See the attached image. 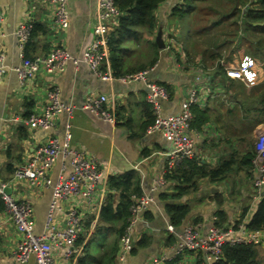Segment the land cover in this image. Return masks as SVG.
Here are the masks:
<instances>
[{
    "label": "crops",
    "instance_id": "1",
    "mask_svg": "<svg viewBox=\"0 0 264 264\" xmlns=\"http://www.w3.org/2000/svg\"><path fill=\"white\" fill-rule=\"evenodd\" d=\"M199 1L192 4L183 18L192 24L188 43L181 39L179 21L182 19H170L172 9L186 0H165L157 11L167 37V50L161 54H156L158 47L153 44L161 25L153 37L144 34V41L137 45L129 39L121 43V48L130 47L122 56L131 73L134 69H151V79L168 89L170 98L163 102L164 117L181 114L190 90L198 89L200 104L193 108L201 121L193 119L190 130L196 160L208 168H216L225 160L235 162L233 171L223 181L211 182L204 178L195 191L189 190L179 197L177 179H170L171 173L166 172V154L173 151V146L163 134L148 133L154 116L146 102L147 86L142 82L121 81L116 75L121 68L118 71L112 67L109 40L116 29L108 37L102 65L104 73L112 74L108 80L98 77L83 63L77 66L69 63L60 74L41 71L23 84L11 70L21 63L15 32L26 23L40 27L26 44L27 60L47 55L57 47L81 56L94 38L91 28L97 17V0H69L70 25L64 30L54 25V6L50 0H0V53L5 54L9 68L0 80V183L6 184L8 194L32 204L34 231L42 235L47 233L52 188H31L27 182L14 177V170L50 138L63 141L70 126L72 147L94 158L102 175L91 201L76 196L58 202L54 213L56 227L67 228L69 213L76 209L81 216L82 230L70 258L64 256L63 249L54 250L55 264H116L120 232L130 214L131 195L135 193L147 195L152 201L135 227V245L126 264H149L159 252L172 253L178 231L175 227V233L168 231L171 224L168 205L189 207L190 213L180 227L190 225L203 233L215 225L227 227L249 222L256 212L259 201L254 200L255 172L253 167L250 172L244 160L255 152V141L264 132V60L252 55L255 37L260 32L251 33L250 28L247 32L243 19L232 17L237 8L234 1ZM249 2L252 7L259 5L257 0ZM248 7L249 4L245 10ZM226 10L229 19L221 21ZM207 24L216 26L208 34L204 33ZM221 35L223 39L218 38ZM170 37L176 41L175 45L171 44ZM199 38H205V42ZM187 44L195 51L186 50ZM223 49L224 52L231 49L226 59L221 58ZM173 54L193 59L184 60L181 65L178 59H173ZM246 57L254 61L251 68L257 73L254 84L247 83L239 73ZM210 60H215L212 66L207 64ZM53 87L60 89L62 103L75 107L72 118L67 113L60 114L56 126L49 131L27 126L25 119L43 110ZM92 94L108 97L107 108L116 116V124L82 109L86 97ZM70 171L69 160L60 156L50 177L55 182ZM158 181L161 184L157 185ZM245 210L248 212L244 217ZM142 237L147 238L146 247L137 245ZM20 241L14 223L5 209L0 208V264H20L13 255ZM255 247L261 254L264 243ZM177 262L212 264L203 252H187ZM23 264L37 263L31 258Z\"/></svg>",
    "mask_w": 264,
    "mask_h": 264
},
{
    "label": "built area",
    "instance_id": "2",
    "mask_svg": "<svg viewBox=\"0 0 264 264\" xmlns=\"http://www.w3.org/2000/svg\"><path fill=\"white\" fill-rule=\"evenodd\" d=\"M54 6V25L60 30L67 29L70 25L69 0H50ZM97 17L91 32L94 38L85 48L81 56H74L63 47H57L47 55L37 56L32 60L25 58V48L31 39L33 24H22L15 32L21 63L11 68L15 71L20 82L35 77L39 72L47 74H60L69 63L79 65L86 64L101 79L108 80L111 72H103L102 65L106 58L108 37L117 28L122 13L115 0H97ZM2 16L0 15V23ZM1 34V28H0ZM5 54L0 53V80L9 68L5 64ZM254 61L246 57L243 59L239 73L249 84H254L257 73L251 68ZM151 69L141 70L120 77L126 83L142 82L149 92L146 102L154 116V122L148 127V133H161L172 144L173 151L166 154V172L172 173L185 161L196 158L195 146L190 135L191 124L194 119L192 108L200 104L199 91L193 88L183 103L182 113L164 117L162 113L163 102L169 100L168 89L150 77ZM230 73V72H229ZM61 91L53 87L47 94V101L42 111L34 112L25 119L24 123L35 129L52 130L56 126V118L67 113L72 118L75 107L61 102ZM108 97L102 95H89L82 106L94 114L96 118L116 124V116L107 108ZM70 126L64 140L50 138L45 144L38 146L23 164L14 170V177L27 182L31 188H52V202L46 219L45 229L47 233L42 235L34 231V209L31 203L20 201L6 192V184L0 183V199L5 206V212L14 223L21 236V241L13 254L16 262L23 264L31 258L37 264H55L54 250L63 249L64 256L70 258L74 253L76 243L82 230L81 216L78 210H71L68 218V226L58 229L54 224V213L59 201L71 197H82L91 201L92 194L97 190L101 180V171L98 162L86 153L72 147V133ZM69 160L71 171L66 175H60L54 182L50 172L54 168L59 157ZM255 178L253 182L254 200L261 201L264 193V132L259 134L255 141V156L252 161ZM65 170V167H63ZM162 181H158L157 185ZM134 204L131 206V216L125 231L119 241V252L116 264H126L128 256L135 245L134 230L141 216L150 206L152 199L147 195L133 196ZM216 220V218H215ZM170 233H175V228L168 226ZM264 243V230H249L247 222H239L227 227L212 226L206 233L197 230L193 226H187L182 232H178L177 241L171 248L172 253L163 251L150 259L149 264H178V260L187 252H203L208 260L215 264L223 257L224 247L239 244L261 245Z\"/></svg>",
    "mask_w": 264,
    "mask_h": 264
},
{
    "label": "trees",
    "instance_id": "3",
    "mask_svg": "<svg viewBox=\"0 0 264 264\" xmlns=\"http://www.w3.org/2000/svg\"><path fill=\"white\" fill-rule=\"evenodd\" d=\"M165 0H115L117 6L119 7L122 15L119 18V24L109 40L110 52H111V62L112 67L116 70H120L121 66L125 64L123 54L128 52L130 47L121 48V43L129 39L133 41L136 45L141 41H144V34L148 36H152L155 34V30L157 26H164V23L159 21L157 16V11L160 5ZM199 0H186L185 3L177 5L172 9L170 19L172 21L181 20L184 18L187 10L192 8V4ZM234 1L235 10L231 13L232 17L243 19L246 26V31H250L251 33L260 32L259 36L255 37V47L252 48V55L259 60H264V0H257L259 3L258 6L252 7V3L249 0H230ZM249 4L247 10H245L246 6ZM238 6L241 7L238 10ZM245 10V11H244ZM217 11V10H216ZM228 11H225L224 18L221 20H226L228 18ZM217 25V24H216ZM216 27V26H214ZM40 27L35 25L33 27V32L31 38L37 34ZM146 38V37H145ZM155 48L157 45L155 41H153ZM26 53V52H25ZM218 58V56L216 55ZM215 57V59H216ZM146 68H141L140 70H133L132 73L144 70ZM221 70V68H220ZM131 73V72H130ZM130 73H123L121 70L118 74H116L119 78L126 76ZM192 112H194L195 121H201L200 114H196L195 108H192ZM194 121V122H195ZM255 156V152L252 155L246 156L244 163L247 167H249L250 172L252 171V161ZM233 159L223 161L216 168H208L204 165H201L196 158L192 161H185L180 167H178L175 171L169 174L170 179H177L178 183V195L179 197L189 193V190L195 191L198 187V183L200 180L204 178H209L211 182H220L227 178L231 172L233 171L234 166ZM254 170V168H253ZM135 197H139L142 194L135 193L132 194ZM131 195V197H133ZM135 199L133 198V202L131 206L134 204ZM130 206V209H131ZM0 208H4V203L0 199ZM109 210V207L106 208V211ZM248 210H245L244 217L247 215ZM190 213V208L187 206H178V205H168L167 207V215L170 218L171 224L173 227L179 229L180 225L183 224L184 220ZM131 216V211L129 216L127 217L126 223L120 232L119 241L125 231V228L128 224V220ZM219 223H222L218 221ZM247 227L249 230H264V197H262L261 201L258 204V208L256 212L253 214L250 219ZM148 244L147 238L142 237L137 243L140 247H146ZM114 253L111 255L113 256ZM114 257V256H113ZM215 264H261V259L259 256L258 249L254 244H239L235 246L227 245L224 247L223 257L222 259Z\"/></svg>",
    "mask_w": 264,
    "mask_h": 264
},
{
    "label": "rangeland",
    "instance_id": "4",
    "mask_svg": "<svg viewBox=\"0 0 264 264\" xmlns=\"http://www.w3.org/2000/svg\"><path fill=\"white\" fill-rule=\"evenodd\" d=\"M179 23H180V26L182 27L181 28V30H182V36H181V39H183V42H186V43H188L189 42V39H188V32H189V30H190V28H191V26H192V24L190 23V22H188L187 20H184V19H182L181 21H179ZM169 24V23H168ZM193 25H195L194 24V22H193ZM201 26H202V24H201ZM170 27H172L171 25H170ZM206 29H207V31H205L204 33H210V31H212V29H215V27L213 26V25H211V24H207L206 25ZM227 30H229V29H227ZM165 36V40H166V42H167V37H166V35H164ZM171 36V35H170ZM222 36H224V35H221V36H219L218 38L219 39H223V37ZM214 38H216V36L214 37ZM181 39L179 38V40L181 41ZM200 40H202V41H204L205 42V38H199ZM170 42H171V44H174L175 45V43H176V41L174 40V38H172V37H170ZM178 45V44H177ZM176 45V46H177ZM182 45H183V43H182ZM188 45V44H187ZM183 48H184V45H183ZM178 49L180 50L181 49V47L180 46H178ZM189 49V52L191 53V51L193 50V52L195 51L194 49H193V47L191 46V45H188V48H186V50H188ZM215 49V48H214ZM217 50V49H216ZM230 51H231V49H230ZM230 51H228V49L224 52V49L223 50H221L220 52L222 53V55H221V58H222V56H225V59H226V57H227V55L229 54V52ZM163 51H161L160 49H156V54H161ZM218 51H216V53H217ZM162 56V55H161ZM173 59L174 60H177L178 59V61H179V63L181 64V65H183V63H181L182 61H186L187 59L189 60H192L193 58L190 56V57H187L186 55L185 56H183L182 54L181 55H179V56H176V55H174L173 54ZM190 63V62H189ZM215 63V60H210V61H207V64L209 65V66H212L213 64ZM121 71L123 72V73H130L131 72V70H129V67L127 66V65H125V64H123L122 66H121ZM95 253V252H94ZM262 254V255H261ZM261 254L259 253V256H260V259H261V264H264V250L263 249H261Z\"/></svg>",
    "mask_w": 264,
    "mask_h": 264
},
{
    "label": "water",
    "instance_id": "5",
    "mask_svg": "<svg viewBox=\"0 0 264 264\" xmlns=\"http://www.w3.org/2000/svg\"><path fill=\"white\" fill-rule=\"evenodd\" d=\"M155 43H156L157 47L161 51L167 50V44H166L165 39H164V29H163V26H160L159 29H158L157 36L155 38ZM7 191L10 192L9 189ZM262 197H264V193H263V196ZM248 223L249 222H247V225H248ZM186 227H187V225L186 226H183L182 228L180 227L179 229H177V231L180 233Z\"/></svg>",
    "mask_w": 264,
    "mask_h": 264
}]
</instances>
